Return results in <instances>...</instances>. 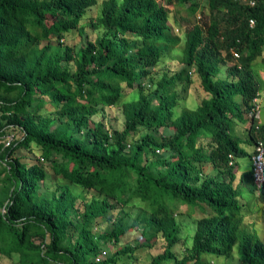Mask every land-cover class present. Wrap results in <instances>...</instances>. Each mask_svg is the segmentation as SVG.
I'll return each instance as SVG.
<instances>
[{"label": "trees", "instance_id": "obj_1", "mask_svg": "<svg viewBox=\"0 0 264 264\" xmlns=\"http://www.w3.org/2000/svg\"><path fill=\"white\" fill-rule=\"evenodd\" d=\"M97 4L0 0V254H18L20 264H118L137 247L111 254L108 244L139 227L146 240L165 242L149 264H264V241L245 211L247 192L264 203L249 150L264 142L254 71L264 52V0H208L209 20L198 14V0H103L91 20L102 33L66 45L71 30L84 33L81 22ZM176 4L196 23L185 33L183 68L155 80V68L182 42L168 7ZM234 52L238 62L221 76ZM193 71L205 96L179 109L178 84L192 81ZM126 87L138 96L122 105L123 128L107 130L94 117L120 103ZM33 147L34 161L17 155ZM246 156L251 167L239 173ZM71 185L97 195L82 197L80 209ZM179 205L203 214H194L182 257L174 251ZM134 207L138 215L125 224ZM98 218L110 223L104 231L96 230Z\"/></svg>", "mask_w": 264, "mask_h": 264}, {"label": "rangeland", "instance_id": "obj_2", "mask_svg": "<svg viewBox=\"0 0 264 264\" xmlns=\"http://www.w3.org/2000/svg\"><path fill=\"white\" fill-rule=\"evenodd\" d=\"M163 1V0H160ZM200 4V9L198 14L203 16L205 19L209 20L210 11L208 8V0H198ZM103 0H98V4L91 7L86 16L83 18L81 25L84 27V33L82 34L79 30L73 29L71 30L64 39L66 45L70 46H79L82 45L87 39L94 40L96 37L102 33L101 29H94L91 24V20L95 19L99 16L101 12ZM171 13V25L173 27L174 33L181 36L182 42L179 46H176L174 50L168 54L164 58V62L154 70L155 80L160 78L162 73L168 72L170 75L175 71H178L183 68L182 59V50L183 45L185 43V33L186 31L196 23V17H192L185 10L184 6L181 5H169L168 6ZM197 14V15H198ZM195 18V19H194ZM51 43L53 45H57L56 40H52ZM223 57L226 58V52L222 51ZM235 57V55H234ZM227 59V58H226ZM237 57L232 58V60H227L226 62H222L220 64L221 67V76H225L227 73V67L232 65L233 63H237ZM73 69V65H71ZM254 71L259 80H261V91L260 97L257 99V103L259 106V110L257 111L256 123L263 124L264 123V52L261 56H259L254 65ZM198 74L194 71L191 73L192 81H184L183 83L178 84V91L180 92L179 99V109L181 107H190L195 108L205 96V93L201 87L200 79L198 78ZM135 88L126 87L124 91V95L122 97V101L116 105L105 106L100 108V112L94 117L95 121H101L105 125L107 130L112 128L122 129L124 126L125 117L122 111V105L125 101H129L138 96V90ZM49 111H52V108H49ZM94 121V120H93ZM167 129L165 127L160 128L157 132V136L160 137ZM240 134L243 137H247L246 128L241 126L239 130ZM18 134V133H17ZM19 136V134L17 135ZM10 137V136H9ZM11 138V137H10ZM250 151H253V147H249ZM39 151L37 147H33L31 150L27 148H22L17 151V155L21 156L26 161H34L35 157H37ZM239 163V173L250 169L251 167V159L249 156L238 158ZM48 172L52 173L51 167L45 165ZM207 170H211L208 166ZM58 179L53 181H48L52 184L53 188L56 186ZM75 193L79 195L77 200V206L80 209H83V198L86 200H90L94 195H97L95 190H86L79 186L71 185ZM246 200L250 205L245 208L246 211V222L251 224V226L255 227L262 240L264 241V203L260 202L257 197L245 193ZM258 194H256L257 196ZM179 213L178 219L181 223V241L174 247V251L177 256L182 257L185 253V249L192 244V236L196 229V217L203 215L201 211L197 210L196 212H188V209L185 205L178 206ZM119 213L118 209L111 210V214L113 216H117ZM139 209L132 208L128 209V215L124 218L125 224L133 223L135 217L138 215ZM96 230L104 231L107 227H109L110 223L106 219L98 218L96 220ZM150 244V245H149ZM131 245L133 247H137L136 250L131 254H126L121 256L118 264H149L153 258V256L157 253L163 251L165 242L164 239L159 236L158 238H154L151 240H146V238L142 235V229L139 227H133L123 236L118 243L111 242L108 246L111 248L109 253L113 254L117 249L122 247H126ZM224 258V257H223ZM0 264H20L19 255L14 253L13 257H7L6 255L0 254ZM163 264H174V261L164 262ZM232 264H238V262L233 261Z\"/></svg>", "mask_w": 264, "mask_h": 264}, {"label": "built area", "instance_id": "obj_3", "mask_svg": "<svg viewBox=\"0 0 264 264\" xmlns=\"http://www.w3.org/2000/svg\"><path fill=\"white\" fill-rule=\"evenodd\" d=\"M254 25V21L251 20V26ZM235 57H238V52H234ZM258 99V98H257ZM256 99V102H257ZM256 112L259 110L258 103L256 105ZM8 139L6 140L7 143L13 138L12 135H9ZM252 169H253V176L254 182L258 189H261L264 186V142L259 140L254 147L253 155H252ZM259 191V190H258ZM106 255V252L103 253Z\"/></svg>", "mask_w": 264, "mask_h": 264}]
</instances>
